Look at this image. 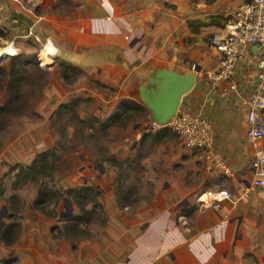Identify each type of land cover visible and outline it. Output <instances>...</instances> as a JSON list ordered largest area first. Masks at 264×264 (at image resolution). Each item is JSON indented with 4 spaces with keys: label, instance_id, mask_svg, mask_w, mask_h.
Instances as JSON below:
<instances>
[{
    "label": "crops",
    "instance_id": "0c3cea01",
    "mask_svg": "<svg viewBox=\"0 0 264 264\" xmlns=\"http://www.w3.org/2000/svg\"><path fill=\"white\" fill-rule=\"evenodd\" d=\"M79 1L12 0L1 16L0 32L9 33L8 18L21 21L26 32L21 37L22 47L29 46L38 53L50 40L65 67L85 78L80 88L94 94L87 85L90 80L106 90L104 94L112 91L109 93L114 94L118 107L124 97L142 105L136 91L137 77L143 69L174 68L186 73L214 69L217 57L210 38L243 0ZM26 19L30 20L27 26ZM260 54L259 44H249L231 79L216 86L205 74H198L179 108L207 117L230 174L208 176L204 153L199 154V149L188 151L175 134L173 141H163L173 142L162 153L170 163L164 167L165 176L155 188L153 199L143 198L138 206L125 208L114 187L104 184L95 159L81 156L80 149L68 148L55 174L57 185L79 191L99 186L106 225L91 239L72 244L59 238L58 243L54 227H63L67 223L64 219L77 214L74 200L65 196L58 220L51 223L33 209L23 218L25 232L18 243L21 249L15 251V264H264V188L254 185L255 149L245 135L247 99L256 84ZM138 123L144 127L149 124ZM167 129L147 132L149 141L165 136ZM183 162L189 167L181 169ZM186 169L187 180L179 179ZM176 183H186L181 189L185 203L169 196ZM221 190H228L232 201L214 200V194ZM244 195L246 200L232 210L235 200ZM4 203L3 213L8 211ZM0 217V226L8 227L7 214ZM60 242L70 243L73 248L61 247ZM3 245L0 242V264L9 252H14Z\"/></svg>",
    "mask_w": 264,
    "mask_h": 264
},
{
    "label": "rangeland",
    "instance_id": "374dc122",
    "mask_svg": "<svg viewBox=\"0 0 264 264\" xmlns=\"http://www.w3.org/2000/svg\"><path fill=\"white\" fill-rule=\"evenodd\" d=\"M11 2L12 0H0V21L1 16H3L5 12L9 10V7H11ZM29 24L30 20L26 19V26ZM8 25L9 33L0 32V46L12 44V42L15 41V45L20 51L16 56L9 55L0 61V106L2 107L0 110V176L5 187L4 198L10 197L14 193L18 194L21 203V208H19V210L26 217L28 212L34 209L33 202L38 198L39 190H37L36 187H25L23 189L15 190L13 188L12 175L9 172L10 164L17 162L29 164L33 162L28 158V154L23 148L24 144L29 141V139L35 138L36 136L42 137L49 148L61 147L60 153L62 152L61 155H64L69 148V142L75 122L70 120L69 116L65 115L59 123L67 128V132L64 133L62 130L58 131V133L55 134L58 136L56 141L51 137L49 124L52 116L57 112L60 105L71 101L77 96L84 98L89 97L91 100H84L79 107L73 108L74 116L89 117L97 114L103 120H106L115 108L116 100H113L114 94L109 93L112 91H109L108 94H104L103 91H107L90 80L87 82V85L88 88L92 87L94 89V94H90L86 88H80L85 79L83 75L78 71H72L69 68H66L57 55L51 63L47 64V66H39L38 61H36L38 58L37 51H33L29 46L26 48L22 47L21 37L26 34V32L21 25V21H15L14 19L8 18ZM28 42L30 43L31 41L28 40ZM15 70H21L23 72L22 78L19 80L16 89L10 85L11 78L8 76V73ZM72 90L77 91L72 92ZM51 93H55V96ZM35 94L40 96V100L37 99L33 102L32 98ZM48 96H50V98ZM24 101L27 102V105L23 107ZM37 103L38 106L35 109ZM35 110L36 112H34ZM144 126L145 125L141 123L132 124L128 130L123 131L114 139L106 138L88 141L84 140L87 138L78 135L77 140H79V142L74 146L81 150V156L93 160L96 157L103 156L107 151L110 153H116L117 155H123L126 153L131 154L136 151L141 138L147 133ZM60 136L61 139H59ZM151 136H154V134H151ZM163 141H173V138L169 136H161L158 137L153 144H146V150L150 154L144 159L145 169L139 174V176H137L138 178L134 177L132 179V183L140 188V195L142 198L153 199L155 188L160 186V183L165 176L164 167L170 163V161H167V156H162V153H165V150L170 149L167 144H173V142L163 144ZM100 147H102V149ZM159 151L161 153H159ZM176 153H178V148L176 149ZM198 153L203 154L204 150L199 149ZM184 157L187 158L188 155H183L182 158ZM105 165L106 172L101 175L103 176L104 184L112 185L114 187V193L117 194L115 184L117 169L109 162ZM187 166L189 167L187 162L180 164L181 169H184ZM188 176L186 169L185 174L178 175V178L182 180L184 178V181H186ZM185 185L186 183H176L177 187L170 190L169 196H174L177 199V202L182 201L185 203L187 201L186 198L181 196V189L184 188L183 186ZM99 189L101 194V188L99 187ZM102 191L105 192V190ZM189 192H192V190ZM201 194L203 193H200V195ZM65 196L61 198L60 204ZM69 197L73 199L72 196ZM49 205L50 210L55 208L54 201ZM3 214L6 216L9 212L5 210V213ZM102 218V215L99 216L91 225L90 239L94 233H98L105 227L106 224L103 222ZM0 224H3L2 220H0ZM55 238L59 243L60 239L57 235H55ZM68 244L69 245L60 242L59 246L73 248L70 243ZM12 249L14 251L12 252L13 256H16L15 251L16 249H21V244H18ZM9 255L10 252L8 253V257ZM5 259L6 257L3 259V263Z\"/></svg>",
    "mask_w": 264,
    "mask_h": 264
},
{
    "label": "trees",
    "instance_id": "16d2710c",
    "mask_svg": "<svg viewBox=\"0 0 264 264\" xmlns=\"http://www.w3.org/2000/svg\"><path fill=\"white\" fill-rule=\"evenodd\" d=\"M22 73L21 70L8 73V76L11 78L10 85L14 89H16L19 80L22 78ZM39 98L40 96L35 94L32 98L33 102ZM84 100H91V98L77 96L71 101L61 104L57 112L52 116L49 124L51 134L58 139V136L55 135L58 131L67 132V128L59 123L60 120L67 115L70 117V120L75 122L69 148H75L74 145L79 142L77 140L78 135L87 138L84 140L88 141L106 138L114 139L134 123L142 122L146 123V125L150 123L149 111L131 97L122 98L118 107L112 110L106 120H103L97 114L89 117H75L73 108L79 107ZM25 105H27L26 101L23 102V107ZM1 109L2 107L0 106ZM164 135L171 138L175 137V133L171 129H167ZM149 136L146 133L142 137L137 150L133 154L117 155L116 153L107 151L103 156L95 158L96 168L100 175L106 172L105 164L107 162L117 169L115 179L116 193L122 207L134 208L143 199L140 195V188L132 183V179L134 177L138 178L137 176L145 169L143 159L148 155V151L144 149V145L150 142L153 144L156 138L159 137L158 135L153 137L152 141H149ZM59 139H61V136ZM100 148L102 149V147ZM60 149L61 147H51L29 164H24L23 162L10 164L9 172L12 175L13 188L15 190L25 187H36L39 190V196L33 202L34 209L40 211L54 222L58 220V208L61 198L65 195L73 197L79 209L77 214L64 219L67 223L63 227L58 224L55 225L54 230L58 232L56 234L58 238L70 240L74 244L81 239H90V227L93 222L102 215V220L105 223L107 221V214L99 200L101 195L99 187L93 185L80 191L78 188L62 189L57 187L55 174L62 157ZM4 191L5 187L1 179L0 193L2 199L7 202V209L9 211L7 218L10 221V225L6 228L0 227V242L4 243L6 249L12 250L21 241L25 232L23 224L24 215L19 210L21 203L18 194L14 193L10 197L4 198ZM52 201L55 203V208L50 210L49 204ZM183 214H186L185 210H183ZM17 261L18 258L13 256L11 251L3 264H15Z\"/></svg>",
    "mask_w": 264,
    "mask_h": 264
},
{
    "label": "built area",
    "instance_id": "2783aa9c",
    "mask_svg": "<svg viewBox=\"0 0 264 264\" xmlns=\"http://www.w3.org/2000/svg\"><path fill=\"white\" fill-rule=\"evenodd\" d=\"M72 1L80 3L79 0ZM252 43L260 45L261 54L256 84L247 99L249 111L245 135L255 149L254 185L264 188V0H243L228 14L224 26L210 38V46L217 57L214 69L199 71L197 75L205 74L214 86L231 79L246 47ZM166 127L175 132L184 148L204 150V169L208 176L231 173L224 154L215 144L212 125L202 113L181 108L171 124L151 121L145 128L146 132L155 133ZM213 193H210L211 197ZM214 195L216 201L233 199L228 190ZM246 196L236 199L232 210H236Z\"/></svg>",
    "mask_w": 264,
    "mask_h": 264
},
{
    "label": "water",
    "instance_id": "95a60500",
    "mask_svg": "<svg viewBox=\"0 0 264 264\" xmlns=\"http://www.w3.org/2000/svg\"><path fill=\"white\" fill-rule=\"evenodd\" d=\"M36 2V1H35ZM197 80V71L188 73L174 68L143 69L137 77L136 95L150 113V120L159 124H170L175 119L183 97L192 90ZM38 103L36 105V108ZM56 141V137L51 134ZM28 158L34 161L48 150L44 138L35 137L24 144ZM1 188V176H0ZM5 203L0 193V215ZM50 223L52 220L49 221Z\"/></svg>",
    "mask_w": 264,
    "mask_h": 264
},
{
    "label": "bare ground",
    "instance_id": "6f19581e",
    "mask_svg": "<svg viewBox=\"0 0 264 264\" xmlns=\"http://www.w3.org/2000/svg\"><path fill=\"white\" fill-rule=\"evenodd\" d=\"M57 48L53 45V43L49 40L44 43L42 49L38 52V61L39 66H47V64L51 63L56 56ZM18 54V49L15 44L1 45L0 46V61L5 59L7 55L16 56ZM205 199L207 196H204Z\"/></svg>",
    "mask_w": 264,
    "mask_h": 264
},
{
    "label": "clouds",
    "instance_id": "9594fccd",
    "mask_svg": "<svg viewBox=\"0 0 264 264\" xmlns=\"http://www.w3.org/2000/svg\"><path fill=\"white\" fill-rule=\"evenodd\" d=\"M58 52V51H57ZM19 54V53H18ZM57 55V54H56ZM7 56H9V55H7ZM10 56H12V55H10ZM180 110V109H179ZM178 110V111H179ZM189 110V109H188ZM191 111V110H190ZM171 124V123H170ZM165 125H169V124H165ZM167 128V127H166ZM168 128H170V127H168ZM171 129V128H170ZM57 140V139H56ZM48 149H49V147H48ZM188 150H191V149H188Z\"/></svg>",
    "mask_w": 264,
    "mask_h": 264
},
{
    "label": "flooded vegetation",
    "instance_id": "af4514ba",
    "mask_svg": "<svg viewBox=\"0 0 264 264\" xmlns=\"http://www.w3.org/2000/svg\"><path fill=\"white\" fill-rule=\"evenodd\" d=\"M16 43V42H15ZM20 49H18V53H19ZM58 51V50H57ZM1 227V226H0Z\"/></svg>",
    "mask_w": 264,
    "mask_h": 264
}]
</instances>
